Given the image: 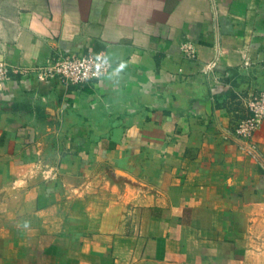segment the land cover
<instances>
[{
	"label": "crops",
	"instance_id": "0c3cea01",
	"mask_svg": "<svg viewBox=\"0 0 264 264\" xmlns=\"http://www.w3.org/2000/svg\"><path fill=\"white\" fill-rule=\"evenodd\" d=\"M0 61V264H264V0H0Z\"/></svg>",
	"mask_w": 264,
	"mask_h": 264
},
{
	"label": "built area",
	"instance_id": "2783aa9c",
	"mask_svg": "<svg viewBox=\"0 0 264 264\" xmlns=\"http://www.w3.org/2000/svg\"><path fill=\"white\" fill-rule=\"evenodd\" d=\"M189 58L196 57L193 43L185 42L181 46ZM111 60L103 52H89L81 54H59L52 57L47 65L34 67L30 72H35L40 79H58L65 84H85L96 81L109 74ZM14 68L7 61H0V85L8 79ZM24 69L19 72L27 73ZM248 115L241 120L235 133L245 141L250 154L258 157L253 135L259 125L264 121V90L258 91L247 100Z\"/></svg>",
	"mask_w": 264,
	"mask_h": 264
}]
</instances>
